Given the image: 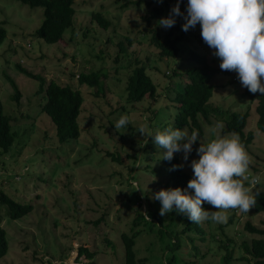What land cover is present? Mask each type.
<instances>
[{"label": "rangeland", "instance_id": "374dc122", "mask_svg": "<svg viewBox=\"0 0 264 264\" xmlns=\"http://www.w3.org/2000/svg\"><path fill=\"white\" fill-rule=\"evenodd\" d=\"M176 2L74 0L72 27L56 43L47 44L33 35L42 19L40 7L0 0V26L5 29L0 43V102L15 134L10 149L0 152V191L31 206L24 216L10 219L0 204V227L6 232L8 246L0 264H122L120 235L132 232L136 211L145 212L149 205L159 213L160 202L152 197L160 189L169 188L168 168L162 162L163 150L151 137L141 136L138 125L148 116L153 132L173 127L175 108L166 97L173 94L169 86L187 81L179 74L194 64L188 59V49L204 55L210 66L221 70L219 58L200 35L199 24L184 32L182 17H176L175 25L168 29L157 23L169 15ZM186 7L187 0H180V11L185 15ZM154 9L159 12L150 16ZM94 12L108 21L106 28L92 19ZM146 17L148 20H144ZM153 33L160 38L169 33L171 39H180L175 57L158 55L149 42ZM118 43L124 50L118 49ZM135 59L147 68L157 87L156 97L129 103L125 85ZM16 64L42 75L45 81L52 79L78 88L83 101L76 139L57 142L49 118L41 112L43 96L36 93L38 82L25 76ZM96 70L105 74L104 91L98 96L86 85L76 83L78 73ZM6 76L17 86L16 100ZM209 83V102L225 114L210 115L209 121L199 117L200 140L212 138L209 130L218 122L223 124L227 112L248 111L245 132L250 131L253 138L245 149L252 160L250 173L261 176V183L253 191L264 193V133L255 126V102L241 94L243 87L235 72L212 74ZM121 115L129 117L126 129L114 127ZM109 154L118 160H111ZM182 157L179 153V164H184L181 169L192 176L189 165L199 158L197 152L187 162ZM231 213L228 224L211 220L198 223L196 230L188 233L191 240L181 234L177 213L160 216L164 225L161 237L155 235L157 225L151 230L149 223L135 227L133 230H139L133 245L135 257L144 258L143 264H162L171 256L175 257L171 264H221L227 247L231 252L228 264H253L242 243L252 238L264 242V235L249 233L243 225L248 221L262 228L264 212L251 208L249 213L234 209L228 216ZM173 240L178 241L179 248L171 252L168 247ZM79 247L94 256L89 260L85 254L77 255Z\"/></svg>", "mask_w": 264, "mask_h": 264}, {"label": "trees", "instance_id": "16d2710c", "mask_svg": "<svg viewBox=\"0 0 264 264\" xmlns=\"http://www.w3.org/2000/svg\"><path fill=\"white\" fill-rule=\"evenodd\" d=\"M29 7H40L42 9V19L39 25L34 29L33 35L36 38L41 39L47 44L56 43L63 35L66 29H70L73 23L74 8L72 7L74 0H16ZM159 11L154 9V12L150 16H155ZM92 19L101 28H106L108 21L104 19L99 12L91 14ZM148 18H144V20ZM5 29L0 26V43L4 39ZM179 38L176 36L173 39L170 38V34L167 33L160 38L156 33H153L150 37V44H152L158 52L160 57H175L179 47ZM118 49L124 50L121 43H118ZM188 59L194 64L186 68L183 73L179 74L181 79H186L185 82H177L173 86H169V90L173 93L172 96L166 97L175 108L173 115L172 124L174 128H188L189 132L197 130L199 136L202 135L201 122L199 117L209 121L210 115L220 116L222 113L225 114L221 108L211 104L209 101L212 93V85L209 83V79L212 74L217 72H228L221 71L213 68L207 62L204 55L198 54L197 52L188 49ZM136 64L131 70V73L126 79V101L129 103H136L143 98L154 99L156 97V85L152 83L144 64L135 59ZM18 70H21L25 76H28L38 82L36 93H42L43 102L41 104V112H43L50 120L54 128V136L58 143H63L67 140L76 139L79 135V128L77 117L80 112L81 103L83 98L80 91L73 89L70 85H60L56 81L50 79L45 81L44 77L37 73H32L28 70L23 69L20 65H15ZM174 73V72H173ZM176 75V74H175ZM104 77L105 74L100 70L90 71L87 73L80 72L76 75L77 86L86 85L91 88V93L94 96L102 95L104 91ZM6 79L11 86L13 91L12 98L16 100L19 92L15 82L6 76ZM246 96L250 101L255 102L254 111L256 113L255 126L256 129L264 133V95L260 93L252 94L247 88L243 87L241 93ZM227 112V111H226ZM249 116L248 111L244 112H227L223 119L224 132H236L239 135L241 143L246 146L253 138V134L250 131L245 132V125L247 117ZM15 134L11 130L10 117L3 113L2 105L0 102V152L6 153L14 141ZM197 141L193 144V151L189 156L194 153L197 149ZM111 160H118V157H113L109 154ZM179 153H174L173 159L169 162L162 159V162L167 166V184L169 188L179 187L182 190H187L191 193L190 189H187V182L192 176L183 171L177 169L169 171L174 164H179L178 161ZM189 159V158H188ZM165 184V185H167ZM246 182V186H247ZM260 194L256 197L257 203L252 208L254 212H264V193L260 191ZM0 204L4 205L6 215L10 219H18L27 214L31 206L30 204L19 203L8 195L0 191ZM205 210H210L207 203L203 205ZM211 211V210H210ZM172 213H177L173 211ZM177 220L180 221L181 234H186L189 240L192 239L189 235L196 230L198 223H191L184 214L177 213ZM150 220L147 218V216ZM233 213L230 214L227 224L231 222ZM149 223V230L151 226H159L157 228L156 237H161L163 234V220L159 213L149 207L146 208L145 212L136 211L133 217L132 232L130 234L121 233V241L123 244V261L122 264H143L144 258H136L133 245L134 239L138 235L139 230H133V228L145 225ZM221 229L223 226L218 225ZM243 228L247 232L257 235H264V223L263 227L252 225L250 222L245 221ZM190 233V234H188ZM229 240V239H226ZM177 240H173L168 249L173 252L179 248ZM244 252L250 256L253 260V264H264V242L262 238H252L249 243H242ZM7 236L5 230L0 227V259L7 253ZM194 248V244H192ZM221 257V264H228L231 258V252L227 250ZM85 254L87 259H91L93 253L87 252L83 247L78 248L77 255ZM165 263L171 264L175 261V257L171 256L170 259H164Z\"/></svg>", "mask_w": 264, "mask_h": 264}, {"label": "clouds", "instance_id": "9594fccd", "mask_svg": "<svg viewBox=\"0 0 264 264\" xmlns=\"http://www.w3.org/2000/svg\"><path fill=\"white\" fill-rule=\"evenodd\" d=\"M186 13L180 11L177 0L169 15L157 23L168 29L175 25L176 17H182L184 32L199 24L203 41L220 60V69L235 72L241 86L250 93L264 95V0H187ZM147 120L145 116L137 131L143 137H151L163 150L162 159L170 162L174 153H183L182 159L187 162L193 144L200 140L199 132L171 126L153 132ZM129 123V117L121 115L114 127L126 129ZM223 128L218 122L209 130L212 138L200 140L196 149L199 158L189 165L193 175L187 189L191 193L176 187L153 194L152 198L161 205L160 216L175 211L191 223H226L230 210L249 213L256 205L260 193L254 192L253 187L261 183V176L250 173L252 160L239 135L234 131L223 133ZM183 167L184 164H174L169 171ZM205 203L215 210H205Z\"/></svg>", "mask_w": 264, "mask_h": 264}, {"label": "water", "instance_id": "95a60500", "mask_svg": "<svg viewBox=\"0 0 264 264\" xmlns=\"http://www.w3.org/2000/svg\"><path fill=\"white\" fill-rule=\"evenodd\" d=\"M88 264H93V262L90 261Z\"/></svg>", "mask_w": 264, "mask_h": 264}]
</instances>
